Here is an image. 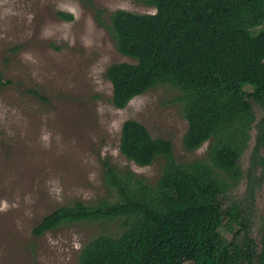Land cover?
Returning a JSON list of instances; mask_svg holds the SVG:
<instances>
[{
    "label": "trees",
    "instance_id": "16d2710c",
    "mask_svg": "<svg viewBox=\"0 0 264 264\" xmlns=\"http://www.w3.org/2000/svg\"><path fill=\"white\" fill-rule=\"evenodd\" d=\"M142 1L155 10L117 8L108 15L117 49L132 59L106 67L111 100L123 107L135 95L170 83L179 90L175 99L187 121L184 149L208 141L207 149L178 161L170 139L126 118L119 150L141 165L163 157L157 179L104 160L109 196L59 205L33 232L66 222L99 224L77 264H264V208L258 240L249 233V211L243 218L223 209L243 177L248 206L264 182V0ZM10 82L0 72V86ZM252 128L255 140L244 171L240 159ZM224 224L233 229L231 237L222 233Z\"/></svg>",
    "mask_w": 264,
    "mask_h": 264
},
{
    "label": "rangeland",
    "instance_id": "374dc122",
    "mask_svg": "<svg viewBox=\"0 0 264 264\" xmlns=\"http://www.w3.org/2000/svg\"><path fill=\"white\" fill-rule=\"evenodd\" d=\"M117 8L155 10L142 0H0V72L11 79L0 86V264H77L99 224L66 222L42 234L33 227L59 205L108 197L104 160L157 179L163 157L141 165L119 150L126 118L141 121L152 136L170 139L178 161L207 149L208 141L184 149L187 121L175 99L179 90L170 83L135 95L123 107L113 104L105 69L132 60L117 49L109 28L108 15ZM255 132L240 159L244 171ZM245 187L243 177L227 193L223 209L243 218L249 211V233L258 240L264 182L249 206L242 199ZM233 229L221 227L227 237Z\"/></svg>",
    "mask_w": 264,
    "mask_h": 264
}]
</instances>
